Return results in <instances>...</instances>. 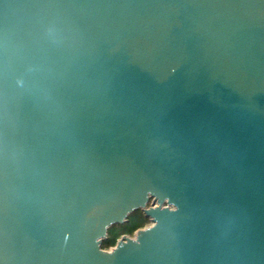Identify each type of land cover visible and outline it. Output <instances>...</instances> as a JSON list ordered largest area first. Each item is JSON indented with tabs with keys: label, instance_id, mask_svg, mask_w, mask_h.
I'll use <instances>...</instances> for the list:
<instances>
[{
	"label": "water",
	"instance_id": "obj_1",
	"mask_svg": "<svg viewBox=\"0 0 264 264\" xmlns=\"http://www.w3.org/2000/svg\"><path fill=\"white\" fill-rule=\"evenodd\" d=\"M0 264H264V0H0Z\"/></svg>",
	"mask_w": 264,
	"mask_h": 264
},
{
	"label": "trees",
	"instance_id": "obj_2",
	"mask_svg": "<svg viewBox=\"0 0 264 264\" xmlns=\"http://www.w3.org/2000/svg\"><path fill=\"white\" fill-rule=\"evenodd\" d=\"M132 215L135 217V220H136L135 223H137V225L132 224V220L130 219ZM132 215L129 216L128 222L122 225H118L117 227H111L108 230L107 238L102 243L103 249L107 250V249L114 247L120 235H130L131 236L134 233V231L142 228L145 222L148 221L147 219L144 218V216L142 215L140 211Z\"/></svg>",
	"mask_w": 264,
	"mask_h": 264
},
{
	"label": "rangeland",
	"instance_id": "obj_3",
	"mask_svg": "<svg viewBox=\"0 0 264 264\" xmlns=\"http://www.w3.org/2000/svg\"><path fill=\"white\" fill-rule=\"evenodd\" d=\"M131 216V215H130ZM130 219L132 220V224H136L137 225V223H135V217L132 215L131 217H130ZM151 225V223L149 222V221H147V222H145V224H144V226L142 227V228H146V227H149ZM118 225H116V226H114V227H117ZM142 228H140V229H142ZM135 232V231H134ZM134 234V233H133ZM133 234L130 236V235H120L119 236V238L117 239V242L123 237V236H126V237H132L133 236ZM108 250V249H107Z\"/></svg>",
	"mask_w": 264,
	"mask_h": 264
}]
</instances>
